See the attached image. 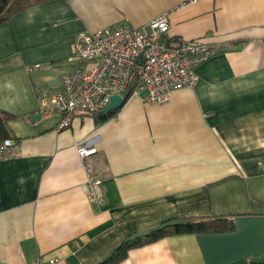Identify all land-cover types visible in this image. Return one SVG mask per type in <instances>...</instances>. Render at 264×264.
I'll list each match as a JSON object with an SVG mask.
<instances>
[{
    "label": "crops",
    "instance_id": "obj_1",
    "mask_svg": "<svg viewBox=\"0 0 264 264\" xmlns=\"http://www.w3.org/2000/svg\"><path fill=\"white\" fill-rule=\"evenodd\" d=\"M167 14L170 45L213 50L191 88L163 104L125 97L107 120L77 113L58 131L39 95L62 89L80 32ZM0 112L14 142L0 158V264H99L170 218L233 217L230 231L171 235L117 264L264 262V0H47L0 23ZM39 118L32 120V116ZM87 159L104 205L87 197ZM1 143V142H0Z\"/></svg>",
    "mask_w": 264,
    "mask_h": 264
},
{
    "label": "built area",
    "instance_id": "obj_2",
    "mask_svg": "<svg viewBox=\"0 0 264 264\" xmlns=\"http://www.w3.org/2000/svg\"><path fill=\"white\" fill-rule=\"evenodd\" d=\"M167 14H161L139 27L128 25L93 33L80 32L72 44L70 63L79 68L63 77L62 89L39 95L41 109L57 113L58 131L71 125L75 114H98L114 95L132 89L133 95L145 93L149 103L163 104L173 90L191 88L197 81L194 68L207 60L213 50L200 41L170 45ZM14 147L11 139L0 143V158ZM87 174V197L100 208L104 199L99 194L101 181L87 159L97 150L91 142L77 147ZM33 264H59L57 258H38Z\"/></svg>",
    "mask_w": 264,
    "mask_h": 264
},
{
    "label": "trees",
    "instance_id": "obj_3",
    "mask_svg": "<svg viewBox=\"0 0 264 264\" xmlns=\"http://www.w3.org/2000/svg\"><path fill=\"white\" fill-rule=\"evenodd\" d=\"M47 0H0V23L9 20L12 16L19 12L31 7L43 3ZM132 94V89L128 88L125 92V96L128 97ZM114 112L107 115L97 117V122H102L111 117ZM98 115V114H92ZM13 118L12 115L0 112V142L10 138L5 123L7 120ZM234 220L233 217L228 215H216V214H189L180 215L170 218L167 222L159 227L151 230L143 238L136 237L132 240L122 242L105 261L99 264H117L122 261L127 251L134 247L142 246L146 243L153 242L155 240L179 234H191V233H217L225 232L233 229ZM251 264H264V262H252Z\"/></svg>",
    "mask_w": 264,
    "mask_h": 264
},
{
    "label": "water",
    "instance_id": "obj_4",
    "mask_svg": "<svg viewBox=\"0 0 264 264\" xmlns=\"http://www.w3.org/2000/svg\"><path fill=\"white\" fill-rule=\"evenodd\" d=\"M125 97H121L120 95H114L110 98L108 105L103 108L99 113L98 116L107 115L111 112H115L124 102ZM39 114L33 115L32 120L35 118H39Z\"/></svg>",
    "mask_w": 264,
    "mask_h": 264
}]
</instances>
